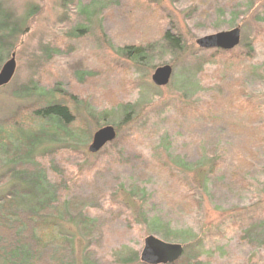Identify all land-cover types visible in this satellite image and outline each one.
I'll return each mask as SVG.
<instances>
[{"label": "rangeland", "instance_id": "rangeland-1", "mask_svg": "<svg viewBox=\"0 0 264 264\" xmlns=\"http://www.w3.org/2000/svg\"><path fill=\"white\" fill-rule=\"evenodd\" d=\"M91 1L105 3L0 0L9 23L28 21L0 66L1 74L5 64L16 63L10 82L0 86V129L50 94L66 95L78 121L72 137L55 133L38 154L51 184L66 176L62 203L76 196L101 206L84 208L83 215L98 222L88 234L72 209L56 211L73 241L75 264H128L136 254L132 264H142L148 236L182 245L183 256L198 264H264V149L246 143L236 130L248 119L239 120L217 99L222 79L242 78L243 99L262 107L252 123L264 124V0H156L157 7L145 8L117 0L109 9L95 4L92 16L77 9ZM235 28L241 30L239 72L229 55L196 43ZM161 32L181 39L182 52ZM128 47L149 56L139 60L132 52L134 60ZM166 65L172 80L156 87L152 76ZM105 126L115 128L117 139L91 155L93 137ZM0 160L1 197L13 166L7 157ZM234 160L244 171L240 184L231 185L226 172ZM19 179L36 191L33 172ZM153 220L169 238L155 232Z\"/></svg>", "mask_w": 264, "mask_h": 264}, {"label": "trees", "instance_id": "trees-1", "mask_svg": "<svg viewBox=\"0 0 264 264\" xmlns=\"http://www.w3.org/2000/svg\"><path fill=\"white\" fill-rule=\"evenodd\" d=\"M233 2L230 1L231 4H229L232 5ZM142 3L146 4L143 8L146 6L153 7V5L154 7L158 6L156 0H144V2L141 0H127L126 5L139 7ZM95 4H97L98 9H109V7H117L119 1L105 0L104 5L91 1L84 8L77 4V9H82L86 11L85 14L92 16L98 10L97 8L92 9ZM232 8L235 9L234 7ZM7 11L0 5V66L17 43V37L24 33L26 23H28V21L24 22V20L13 24L9 23L11 16ZM203 13L204 15L206 14V12ZM78 31L82 32V30ZM71 35L74 34L71 33ZM160 35L164 41H168L170 45L173 44L172 47L178 51L177 53L179 51L182 52L181 39L172 38L170 33L161 32ZM128 48L130 52L127 55L134 60L137 59L138 61V57L132 52L141 54V56L138 55L141 57L139 60L149 56L148 53L142 52L139 47ZM235 50H215V52L229 55L228 60H226L232 61L234 68L239 72L244 66L241 61H238L241 59V55L236 53ZM144 55L145 57H142ZM199 73L203 76L202 70H199ZM215 75L220 79L217 73ZM221 81H223V85L218 93L224 97L220 95L221 97H217V99L228 102L230 109L237 113L239 120L244 117L248 119L246 120V126H240L238 130H235L246 135L248 137L246 143L251 144L253 148L260 147L264 149V124L259 122L254 126V123H252L254 120L258 121L259 117L262 116V107L255 102L243 99L248 92L244 88L245 84L242 78H235L229 82H225L223 79ZM70 105V99L66 95H47L42 97L36 103V106L30 107L26 112H21L10 120L7 126L0 129V157H7L9 160L5 162L13 166L9 172L8 185H10V188L8 193L0 197V264H75L72 248L73 241L69 239V236L62 229L61 222L64 221L56 215V211L59 208L69 211L72 209L73 213L79 215L81 230L87 234L91 227H96L98 224L97 221L87 215H83V211L85 207L90 206L100 208V204L93 201V203H90L87 199L76 196L62 203L66 187L65 174L51 184L46 177L47 168L45 164L38 160L40 143L43 140H47L49 136L57 137L54 135L55 133L62 138L72 137V134H75L76 131H74L73 126L78 121ZM211 106L218 107L219 105ZM125 108H128V106ZM10 124L12 128H9ZM247 152L251 155L255 154L253 149H248ZM8 154L11 156H7ZM215 160L217 161L218 159ZM239 160L243 161L242 164L245 168H252L250 161L246 157ZM236 161H232V167H229L226 172L231 185L240 184L243 176L242 172L244 170H241L240 165H237ZM0 163L4 162L0 160ZM215 168H217V165H215ZM26 171L33 172L36 177V191L35 189L29 191L19 179V174ZM169 174L173 177L176 176L174 172ZM177 181L179 184L181 183L179 178H177ZM151 227L156 229L155 232L160 233L165 238H169V232L166 231V227L162 228L160 221L153 220ZM137 255L134 258L128 257V264L137 261L135 259ZM192 261L196 264L199 263L195 261V257L183 256L174 264H192Z\"/></svg>", "mask_w": 264, "mask_h": 264}, {"label": "water", "instance_id": "water-1", "mask_svg": "<svg viewBox=\"0 0 264 264\" xmlns=\"http://www.w3.org/2000/svg\"><path fill=\"white\" fill-rule=\"evenodd\" d=\"M197 45L202 50L231 51L241 44V30L235 28L230 31L219 32L197 40ZM15 60L5 64L0 74V86L7 85L15 71ZM173 76L171 66H163L154 72L152 82L156 87H166ZM117 139V132L112 126H105L98 130L89 146L91 154H97L107 145ZM184 255V248L180 244L164 242L155 236H148L144 240L141 253V262L144 264H174Z\"/></svg>", "mask_w": 264, "mask_h": 264}]
</instances>
